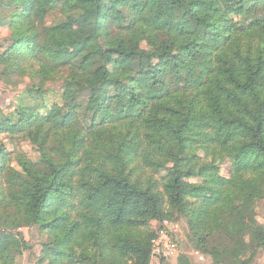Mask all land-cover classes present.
<instances>
[{
    "label": "trees",
    "instance_id": "1",
    "mask_svg": "<svg viewBox=\"0 0 264 264\" xmlns=\"http://www.w3.org/2000/svg\"><path fill=\"white\" fill-rule=\"evenodd\" d=\"M1 9L3 70L25 58L62 85L47 109H0V135L29 131L38 153L1 148L0 264L30 249L18 230L30 226L46 236L35 264H150L152 221L175 216L214 264L264 256V0H0ZM53 12L61 19L47 24ZM199 147L215 158L197 161Z\"/></svg>",
    "mask_w": 264,
    "mask_h": 264
},
{
    "label": "rangeland",
    "instance_id": "2",
    "mask_svg": "<svg viewBox=\"0 0 264 264\" xmlns=\"http://www.w3.org/2000/svg\"><path fill=\"white\" fill-rule=\"evenodd\" d=\"M6 18V10L1 9L0 53L10 44L9 31L5 25L1 24V21L6 20ZM60 19L61 15L58 12H53L47 16L46 23L49 24L51 21H59ZM29 62L32 61L24 58L20 63V70L16 69L14 66L9 70H3V66H0V109L4 113L13 111L14 108L21 104L30 105L32 107L42 106V108L46 107L47 109L53 102L61 101L62 77L56 76L52 79L42 80L38 74L34 72L37 69L35 64L26 67ZM2 71H4L5 74H3ZM102 96L103 94L99 93L94 101L97 102ZM83 101L85 102L86 100L84 99ZM1 148H3L4 152L11 153V157L17 152L25 153L32 160H36L38 157L37 146L29 139V131L14 137L0 135V151ZM215 156L216 154L214 151H207L200 147L196 149L195 157L199 162H208L213 160ZM226 163L225 161V163L221 165L220 173L222 175H227L228 164L226 165ZM11 164L15 166L14 162ZM167 166L170 165L167 164ZM165 174L166 171L162 170L155 173L153 177L159 181ZM199 180V178L190 179L192 182H197ZM256 219L258 222L264 223V199L256 206ZM168 222L172 236L175 237L179 243L180 253L188 255L192 264H214L213 259L209 255L202 254L204 256L203 260H199L193 255V251L197 249L194 248L187 239L188 227L184 218L175 216L174 219L168 220ZM161 223L160 221L152 222L151 226L157 229L160 227ZM20 232L30 245V249L25 250L21 255L17 256L14 264H35L39 256L40 245L46 240V236L40 234L36 226L23 227ZM249 252L248 254H250ZM176 261V256L170 257L166 261H162V264H175ZM263 261L264 256L262 251L258 250L250 264H263ZM159 262L160 260L153 259L150 264H159Z\"/></svg>",
    "mask_w": 264,
    "mask_h": 264
},
{
    "label": "built area",
    "instance_id": "3",
    "mask_svg": "<svg viewBox=\"0 0 264 264\" xmlns=\"http://www.w3.org/2000/svg\"><path fill=\"white\" fill-rule=\"evenodd\" d=\"M158 222V221H154ZM23 229L19 228L21 231ZM179 243L177 239L172 236L168 220H163L160 227L156 229V238L152 245L151 257L153 259L157 258H170L175 257L179 254ZM193 255L199 260H203L204 256L198 251L194 250Z\"/></svg>",
    "mask_w": 264,
    "mask_h": 264
},
{
    "label": "crops",
    "instance_id": "4",
    "mask_svg": "<svg viewBox=\"0 0 264 264\" xmlns=\"http://www.w3.org/2000/svg\"><path fill=\"white\" fill-rule=\"evenodd\" d=\"M152 222H154V221H152Z\"/></svg>",
    "mask_w": 264,
    "mask_h": 264
}]
</instances>
